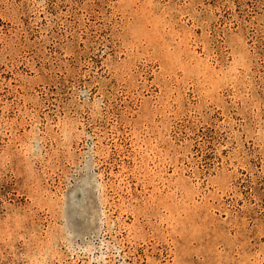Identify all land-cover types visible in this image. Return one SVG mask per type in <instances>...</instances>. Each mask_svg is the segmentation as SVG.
I'll list each match as a JSON object with an SVG mask.
<instances>
[{
	"label": "rangeland",
	"instance_id": "rangeland-1",
	"mask_svg": "<svg viewBox=\"0 0 264 264\" xmlns=\"http://www.w3.org/2000/svg\"><path fill=\"white\" fill-rule=\"evenodd\" d=\"M0 264H264V0H0Z\"/></svg>",
	"mask_w": 264,
	"mask_h": 264
}]
</instances>
